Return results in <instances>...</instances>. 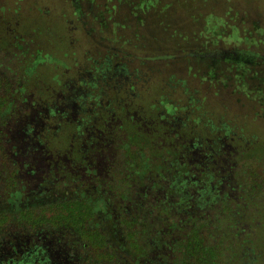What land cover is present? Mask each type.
Wrapping results in <instances>:
<instances>
[{"label": "flooded vegetation", "instance_id": "flooded-vegetation-1", "mask_svg": "<svg viewBox=\"0 0 264 264\" xmlns=\"http://www.w3.org/2000/svg\"><path fill=\"white\" fill-rule=\"evenodd\" d=\"M78 15L77 18L80 19ZM11 41L7 36L0 38L2 55L11 48ZM25 45L26 41L25 44H14L19 51L14 50L13 58H16ZM16 59L17 64L26 68L22 60ZM31 77H28V82L34 89L30 93V101L32 98L35 101L30 104L33 106L30 114H45L46 117H57L58 120L53 119L54 124L44 123L38 127L36 123L34 127H28L31 133L30 158L21 163L25 177L31 183L35 196L40 194L54 197V201L60 197L80 199L82 205L74 211L71 209L76 218L70 216L69 210L64 216L68 221L81 225L85 217L90 215L91 224L88 229L94 230L90 233L92 241H99L96 236L100 234L105 236L106 241H124V226L121 222L126 220L127 223L128 219L132 225L136 219L134 213H140L146 224L156 222V226L150 230L152 234L147 238V241L153 243L185 241V234L180 235L177 230L180 228H175L181 218H189V224L183 226V232L190 228L193 221L201 219L206 223V229L212 230L225 224H231L237 229H240V224L245 225L253 229L249 230L246 239L240 236V241H264L259 239L260 231L264 233V205L260 206L264 203L260 204L261 198H264V188L259 189L260 185L264 186V170L260 171L256 167L257 161L251 156H243L248 151L250 142L257 143V132H246L244 126H241L240 134L216 128L208 119H202V115L206 117V111L196 112L198 99L191 97L189 103H178L162 94L156 84L148 87L146 91L149 93L144 91L142 101L133 97L123 102L116 99V89L119 86L114 84L109 88L110 98L113 99L103 103L92 98L94 90L91 86L99 79L95 75L88 78L76 77L79 79V88L85 89V98L81 99L82 103L78 106L80 118L72 120L66 110L53 109L44 101L45 94L32 83L35 79ZM54 78L64 79L58 76ZM108 85L110 86V82ZM123 89L125 93L130 90L135 92L130 83H126ZM54 91L56 89H48L46 96L51 97ZM102 113L106 115L101 116ZM196 119L202 120L205 126L198 129ZM125 122H129V125ZM59 129L65 134V141L59 142L62 145L54 143L48 148L49 140H43L40 135ZM145 134H153L154 140L145 141ZM133 145L139 146L140 157L148 163L142 178L143 184L134 174H118L127 160L125 149ZM152 160L157 165H176L173 178H165L166 183L158 182L150 174ZM180 162L188 169V174L187 171L180 173ZM148 176L151 177L150 180H146ZM124 197L127 199L123 200ZM181 197L189 199L187 205L179 204ZM250 199L254 203L250 204ZM229 202H232L231 205ZM253 204L260 205L254 207ZM54 210H46L49 214L40 217L44 220L43 225L36 226L33 232L23 234L22 238H9L7 247H4L6 253L0 251V264H38L40 260L45 262L48 258L49 244H59V241H89L83 234L75 240L69 234L64 236L67 226L72 224L63 222L57 225L52 218ZM249 211L254 213L255 220L252 224L244 222L243 216L240 217V212ZM183 212L185 215H193L179 216ZM58 228H61L60 232L57 231ZM205 232L207 233L206 230ZM116 237L118 240H115ZM216 240L208 238L206 241H211L210 244L219 250L221 240ZM240 241H228L230 249L237 247L238 255H242ZM72 249L73 247H65V255L58 259L57 264H78L74 262L77 253ZM254 259L257 260L256 257Z\"/></svg>", "mask_w": 264, "mask_h": 264}, {"label": "rangeland", "instance_id": "rangeland-1", "mask_svg": "<svg viewBox=\"0 0 264 264\" xmlns=\"http://www.w3.org/2000/svg\"><path fill=\"white\" fill-rule=\"evenodd\" d=\"M160 1L163 3L147 10L145 5L152 0H0V38L27 42L16 58L26 67L38 65L35 70L30 67L33 73L21 72L22 81L32 76V83L45 94L44 101L53 109L66 110L72 120L80 118L78 106L85 98V89L79 88L76 77L99 76L91 86L92 98L103 103L113 99L109 88L114 84L119 86L115 97L121 102L133 97L142 101L144 91L149 93L148 87L156 84L162 94L178 103L198 99L196 112L206 111V118L216 128L240 134L244 126L246 132H257V143L250 142L243 156H251L264 169V111L256 109L242 92L237 95L220 87L219 95L214 94L219 81L201 77L208 75V65L190 60V49H195L191 37L178 44L182 33L201 31L202 25L194 19L198 15L205 19L204 29L211 32L213 18L229 8L239 17L260 18L264 24V0H172L168 5L170 0ZM231 38L235 40L234 33ZM57 76L64 79H55ZM108 76L117 79H102ZM126 83L135 92L125 93ZM48 89H56L49 98ZM144 139L153 141L154 135L145 134ZM260 233L263 240L264 233Z\"/></svg>", "mask_w": 264, "mask_h": 264}, {"label": "trees", "instance_id": "trees-1", "mask_svg": "<svg viewBox=\"0 0 264 264\" xmlns=\"http://www.w3.org/2000/svg\"><path fill=\"white\" fill-rule=\"evenodd\" d=\"M160 2L162 1L152 0V4L145 5L146 9L148 10V6L154 7ZM166 3L168 5L173 1L170 0ZM194 19L199 22L198 25H202L201 31L195 32V34L193 32L190 34L182 33L183 36L178 44L188 42L191 37L195 49H190V60L199 66L208 65L209 69L208 75L200 76L207 81L209 78L216 82L219 81L217 88L213 89L214 94L216 92L219 95L220 87L230 88L237 95L242 92L255 104L256 109L264 111V24L262 19L257 20V18H250L242 14L239 17V13H233V10L229 8L225 14H218V17L213 18L215 27L212 28V32L211 29H204L206 25L204 17L198 15ZM200 19H202L201 23ZM167 25L171 26V22H167ZM232 33L235 35V40L231 38ZM17 43L15 40L11 41V48L6 50L3 55L0 52L1 252L6 253L4 247H7L9 238L14 236L22 238L23 234L33 232L36 226H42L44 220H41L40 217L48 215L49 212L47 214L46 210L53 208L55 210L52 218L57 225L63 222L72 224L67 223L69 226H67L64 236L69 234L72 240H75V238L80 237V234H83L84 238L89 241H59V244H49L48 258L45 262L40 260L38 264H57L58 259H62V256L65 255V247H73L72 251L77 253L74 262L78 264H264V251L261 249L264 247V241L261 243L256 241L259 243L257 244L255 241H240L239 239L240 236L246 239L249 230L253 229H249L245 225L240 224V229H237L231 224H225L212 230L206 229V223L200 219L193 221L189 226L190 228L183 232L185 230L183 226L186 223L189 224V218H181L179 223L175 224V228H180L177 229L180 235L185 234L183 238L185 241H155L156 243H153L147 241V238L152 234L150 230L156 226V222L146 224L141 219L140 213H134L136 219L133 220L132 225L129 224L128 219L127 223H125L126 220L121 222V225L124 226L122 228L124 241H106L102 234L96 236L99 237V241H92L90 233L94 230L88 229L91 224L90 215L85 217L81 225L75 224L74 221H68L64 216L65 212L69 210L70 216L76 218L73 211L82 205L80 199L60 197L54 201V197H46L40 194L35 196L34 190L31 188L32 185L25 177L23 166H21L22 162L30 158L31 133L28 127H34L36 123L38 127L44 123L54 124L52 120L55 121L58 118L46 117L45 114L41 116L30 114L33 110V106L30 104L35 101L33 98L30 101V93L34 86L29 84L28 79L22 83L20 75L21 72L29 74L28 72L32 71L30 67H21L20 64L16 63L17 59L11 58L14 56V44L17 45ZM9 54L11 56H8ZM36 66L37 64H34L31 67H34L35 70ZM257 113L261 115L260 112L257 111ZM202 119L206 120L207 118L202 115ZM197 120L200 119L195 121L197 128H203L205 123L202 120L198 123ZM40 136L43 140L45 138L49 140L48 148L54 143L65 141V134L62 129L51 130L49 133ZM59 144L62 145L63 143ZM125 151L127 160L123 169L118 170V174L124 176L134 174L137 180L141 179L143 184L142 178L145 174V167L148 165L147 160L143 161L140 157L141 149L138 145L128 147ZM154 162V160L150 162V174L158 179V182L166 183L167 180L173 178L176 165L172 166L166 163H163L164 165L158 163L157 165ZM256 167L260 171L264 170L258 163ZM178 168L180 173L185 171L187 174L189 173L181 162ZM150 178L148 176L146 180H150ZM190 183L192 186V179ZM263 188V185L259 186L260 190ZM188 200L186 197H181L179 204L185 206ZM263 201L264 198H261L260 204ZM249 202L250 204L254 203L253 199H250ZM229 203L231 205L232 202ZM260 204H253V206ZM263 205L264 203L260 206ZM84 206L85 203L83 208ZM192 215L191 213L185 215L184 212L179 214V216ZM241 216H243L244 222L250 224L255 220L254 213L251 211L240 212ZM145 225L146 227H143ZM57 231L60 232L61 228H58ZM160 231H162L161 228ZM208 238H215L216 241L221 240L219 241V250L210 244L211 241H206ZM178 239L179 237H177ZM115 240H118V237ZM228 241H240L242 255L237 254L236 246L234 249H230ZM254 247L257 250H254ZM255 257L257 260L254 259Z\"/></svg>", "mask_w": 264, "mask_h": 264}]
</instances>
